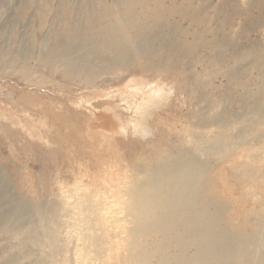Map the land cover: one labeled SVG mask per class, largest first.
Returning a JSON list of instances; mask_svg holds the SVG:
<instances>
[{
	"label": "rangeland",
	"instance_id": "obj_1",
	"mask_svg": "<svg viewBox=\"0 0 264 264\" xmlns=\"http://www.w3.org/2000/svg\"><path fill=\"white\" fill-rule=\"evenodd\" d=\"M0 264H264V0H0Z\"/></svg>",
	"mask_w": 264,
	"mask_h": 264
},
{
	"label": "bare ground",
	"instance_id": "obj_2",
	"mask_svg": "<svg viewBox=\"0 0 264 264\" xmlns=\"http://www.w3.org/2000/svg\"><path fill=\"white\" fill-rule=\"evenodd\" d=\"M108 22V21H107ZM156 23L158 24V23H160V20L159 19H156ZM111 24V23H110ZM112 24H113V22H112ZM118 26V25H117ZM156 27V26H155ZM109 32V31H108ZM149 84V83H148ZM131 88H132V86H131ZM130 88V89H131ZM154 89V88H153ZM152 87L149 89L150 91H151V93H152V97H153V99H155L156 100V98H157V96H158V94L157 93H155L156 91H155V89H154V91L152 92ZM133 90V89H132ZM142 88H137V89H135L134 91H135V93H133L134 95H133V97L134 98H137L136 96H138V95H141V93H143L142 92ZM145 90V89H144ZM133 91V92H134ZM158 92V91H157ZM151 93H150V95H151ZM132 94V93H131ZM145 95V94H144ZM147 99H152L151 97L150 98H147ZM148 102V101H147ZM146 104V103H145ZM132 120V119H131ZM129 121V120H128ZM127 121V122H128ZM132 122V121H131ZM127 124H129V123H127ZM207 218V217H206Z\"/></svg>",
	"mask_w": 264,
	"mask_h": 264
}]
</instances>
